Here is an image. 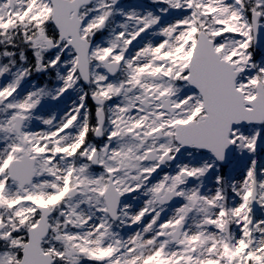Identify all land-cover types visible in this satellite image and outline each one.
<instances>
[{"label": "snow or ice", "instance_id": "snow-or-ice-1", "mask_svg": "<svg viewBox=\"0 0 264 264\" xmlns=\"http://www.w3.org/2000/svg\"><path fill=\"white\" fill-rule=\"evenodd\" d=\"M0 264H264V0H0Z\"/></svg>", "mask_w": 264, "mask_h": 264}]
</instances>
